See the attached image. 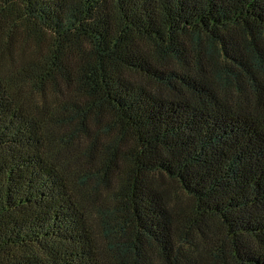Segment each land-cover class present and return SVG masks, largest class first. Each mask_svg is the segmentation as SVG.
I'll list each match as a JSON object with an SVG mask.
<instances>
[{
    "label": "trees",
    "instance_id": "1",
    "mask_svg": "<svg viewBox=\"0 0 264 264\" xmlns=\"http://www.w3.org/2000/svg\"><path fill=\"white\" fill-rule=\"evenodd\" d=\"M0 264H264V0H0Z\"/></svg>",
    "mask_w": 264,
    "mask_h": 264
}]
</instances>
